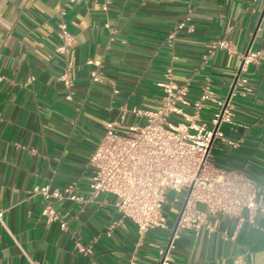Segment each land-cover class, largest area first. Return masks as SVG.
<instances>
[{"label": "crops", "instance_id": "obj_1", "mask_svg": "<svg viewBox=\"0 0 264 264\" xmlns=\"http://www.w3.org/2000/svg\"><path fill=\"white\" fill-rule=\"evenodd\" d=\"M61 22L70 34L65 52L57 51ZM217 39L230 50L209 53ZM249 49L261 54L242 73L252 91L233 97L235 123L225 128L242 144L218 141L213 154L218 166L254 178L264 197V0H0V264H158L170 230L140 234L118 212L117 197L52 198L67 222L62 229L42 215L47 200L33 191L74 184L88 199L89 160L110 123L121 121L123 130L143 123L132 109L160 104L157 83L168 69L190 101L206 84L228 97ZM89 59L103 62L99 82ZM65 72L70 90L60 81ZM217 109L206 101L199 120L209 122ZM244 216L215 213L213 231H181L175 264H233L239 255L264 264V215L253 223ZM169 218L172 227L177 218Z\"/></svg>", "mask_w": 264, "mask_h": 264}, {"label": "built area", "instance_id": "obj_2", "mask_svg": "<svg viewBox=\"0 0 264 264\" xmlns=\"http://www.w3.org/2000/svg\"><path fill=\"white\" fill-rule=\"evenodd\" d=\"M59 27L64 45L57 51L65 52L66 45L71 43L70 34L65 22H61ZM182 27L183 24L180 25ZM217 49L230 50V43L224 39L212 41L209 53ZM260 55V52L250 49L242 55L241 72L225 98L216 97L210 85L206 84L200 98L190 101L187 98L188 86L177 84L172 70L168 69L163 80L157 83L161 92L160 104L152 109H132L133 114L145 119L143 123L130 125L123 131L119 130L121 121L107 126L89 160L94 176L88 199L75 193L74 184L64 191L35 187L33 192L42 194L47 200L42 215L49 223L60 222V227L67 229V222L61 219L52 198L89 201L102 193L115 196L118 212L129 218L140 234L151 229L170 230L165 245L159 250L158 264H175L173 252L184 229L213 231L208 215L220 213L245 221L244 215L247 214L251 223L257 214L264 215V197L258 182L244 171L218 166L213 154L218 141L233 148L242 144L241 139L229 140L225 128L235 123L233 97H246L252 91L249 79L242 73ZM87 64L95 67L92 80L99 82L102 60L89 59ZM60 81L69 90L74 85L68 72L62 74ZM70 97L68 94L66 99ZM206 101L215 102L218 109L209 122H201L199 114ZM169 202L180 205L172 227L164 211ZM198 204L205 205L208 212L200 210ZM3 216L4 211L0 210L1 222ZM81 251L89 249L82 248ZM31 264L38 263L31 261ZM233 264L249 263L239 255Z\"/></svg>", "mask_w": 264, "mask_h": 264}, {"label": "rangeland", "instance_id": "obj_3", "mask_svg": "<svg viewBox=\"0 0 264 264\" xmlns=\"http://www.w3.org/2000/svg\"><path fill=\"white\" fill-rule=\"evenodd\" d=\"M120 131H123V129H119ZM171 205L170 202L165 206V214L167 215V217L169 218V216H171V219H175L178 217V212L177 211H172L171 210ZM170 219V218H169Z\"/></svg>", "mask_w": 264, "mask_h": 264}]
</instances>
